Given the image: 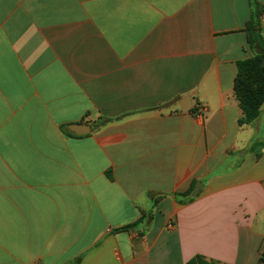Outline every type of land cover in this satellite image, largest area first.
Here are the masks:
<instances>
[{
    "label": "crops",
    "instance_id": "1",
    "mask_svg": "<svg viewBox=\"0 0 264 264\" xmlns=\"http://www.w3.org/2000/svg\"><path fill=\"white\" fill-rule=\"evenodd\" d=\"M262 52L264 0H0V264H264Z\"/></svg>",
    "mask_w": 264,
    "mask_h": 264
},
{
    "label": "trees",
    "instance_id": "2",
    "mask_svg": "<svg viewBox=\"0 0 264 264\" xmlns=\"http://www.w3.org/2000/svg\"><path fill=\"white\" fill-rule=\"evenodd\" d=\"M259 12L252 17L248 24L250 38H255V32L259 26ZM233 93L241 110V117L237 123L239 126L251 125L259 116L260 108L264 104V52L253 55L250 58L236 63V76L233 82ZM102 121L101 124L105 123ZM260 143H255V145ZM192 189L177 196L189 197ZM147 216L151 217L150 212ZM260 262H264L261 256ZM186 264H219L212 260H206L200 255L192 257Z\"/></svg>",
    "mask_w": 264,
    "mask_h": 264
},
{
    "label": "water",
    "instance_id": "3",
    "mask_svg": "<svg viewBox=\"0 0 264 264\" xmlns=\"http://www.w3.org/2000/svg\"><path fill=\"white\" fill-rule=\"evenodd\" d=\"M82 125H76V127H81ZM73 132H75L76 134H80V133H78L77 131H73ZM89 132V131H88ZM196 193V189L193 191V193H192V195H194Z\"/></svg>",
    "mask_w": 264,
    "mask_h": 264
}]
</instances>
